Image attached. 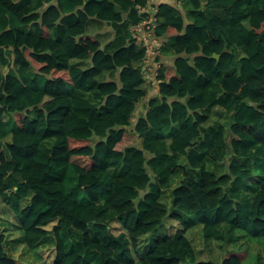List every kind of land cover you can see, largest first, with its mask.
<instances>
[{"label": "trees", "instance_id": "obj_1", "mask_svg": "<svg viewBox=\"0 0 264 264\" xmlns=\"http://www.w3.org/2000/svg\"><path fill=\"white\" fill-rule=\"evenodd\" d=\"M146 1L0 0L1 202L28 248L51 231V264H243L247 250L198 260L185 233L160 235L138 259L133 250L166 216L205 240L264 239V0L161 2V81L138 113L146 91L130 25ZM92 20L113 25L107 42L87 31ZM212 106L227 127L206 126ZM129 134L140 142L124 144ZM5 243L0 229V264H29Z\"/></svg>", "mask_w": 264, "mask_h": 264}, {"label": "rangeland", "instance_id": "obj_2", "mask_svg": "<svg viewBox=\"0 0 264 264\" xmlns=\"http://www.w3.org/2000/svg\"><path fill=\"white\" fill-rule=\"evenodd\" d=\"M172 1V0H167ZM177 7H179L185 14L188 12V9L190 8V4L182 2L176 3ZM92 31L96 35V24L91 26ZM102 29V30H101ZM98 36L102 40H105L109 38L111 35V29H108L107 27H102ZM147 99L148 96L146 95ZM146 110V104L143 101L139 102L138 106V113L143 112ZM219 110V109H218ZM209 112V113H208ZM206 112V115H208V122H224V113L220 111H213ZM140 142V138H137L134 134L127 135L126 139L124 140V144L132 143V142ZM241 162H245V159H240ZM208 165L212 168L217 169L218 171L225 170L224 165L219 166L218 164L213 163L212 161H208ZM258 179V175H254L252 177V180ZM27 199V200H26ZM24 199L28 201L29 196ZM162 201L165 203H169V191H165ZM25 202V201H24ZM185 220H190V216H184ZM53 225L52 223H49L47 226V229H51ZM111 231L116 235L119 232L123 231V228L121 227L119 222L113 221L110 224ZM0 229L5 233L6 236V243H5V249L10 253V255H14L17 257V259H22L26 262L34 263L35 261L39 262L40 264H50L54 254V244H53V235L51 231H49L46 238L42 240L41 247L38 249H30L28 248L25 243H23L22 239V231L19 227V221L17 220L15 214L12 212V210L6 206L3 205L0 199ZM180 233H185L190 240L192 241V244L197 252V259H214L218 260L222 257L225 250H227L231 245L229 243L223 242V241H215L213 239L205 240L202 237L201 234V228L199 225L193 226L192 228L188 229L186 231V228L184 224L179 221L175 220L169 216H166L162 223L151 233L147 235H143L139 238L138 245L136 249L133 250L134 256L137 259L138 256L143 255L149 247L153 244V241L163 234H173L177 235ZM242 237H240L239 242L241 243V247L248 248L249 249V257L246 260V264H255L254 260L256 257L257 252H263L264 251V239H262L261 242L259 240L249 239V236H246L245 234H238Z\"/></svg>", "mask_w": 264, "mask_h": 264}, {"label": "built area", "instance_id": "obj_3", "mask_svg": "<svg viewBox=\"0 0 264 264\" xmlns=\"http://www.w3.org/2000/svg\"><path fill=\"white\" fill-rule=\"evenodd\" d=\"M167 0H147L144 5H137V13L140 18L130 25V30L135 45L142 51V58L135 63L143 74L141 85L146 88L156 89L159 79L162 48L165 45V36L155 34V28L160 25L162 19L158 15L159 4ZM145 96L140 101L146 104Z\"/></svg>", "mask_w": 264, "mask_h": 264}, {"label": "crops", "instance_id": "obj_4", "mask_svg": "<svg viewBox=\"0 0 264 264\" xmlns=\"http://www.w3.org/2000/svg\"><path fill=\"white\" fill-rule=\"evenodd\" d=\"M181 4V3H180ZM186 19L188 20L189 18H188V16H187V14H186ZM94 24H96V37L99 39V41L100 42H102V43H105V42H107L111 37H112V35H113V33H114V29H113V25L111 24V23H105V22H102V21H99V20H92L90 23H89V25L87 26V31L89 32V33H93L94 34V32L92 31V28H91V26L92 25H94ZM107 27L108 29H111V35L109 36V38H107V39H105V40H102L101 38H100V36H98V34L100 33V32H102L101 30V28L102 27ZM27 29H30L29 27H27ZM101 29V30H100ZM70 63L72 64V65H74V66H80V67H86L87 65H88V59H77V58H73V59H71V61H70ZM112 75L109 73V72H105L104 74H102L101 76H100V79H102V80H104V79H107V78H109V77H111ZM140 87H142L143 89H145V91H146V95L148 96V97H152V96H156V93H155V89H153L152 87L151 88H146V87H143L142 85H140ZM51 99V97L50 96H46L45 98H44V100H43V102H42V104H45L46 102H48L49 100ZM219 109V110H218ZM222 111L223 113H224V117H225V119H224V122H217V121H215V122H212V123H224V124H226V127H227V125H228V123H229V119H228V117H229V114L223 109V108H221V107H219V106H212V107H208V108H206L205 110H204V114H206V112H208V111H210V112H213V111ZM209 113V112H208ZM212 123H209L208 122V115H207V121H206V126L207 125H209V124H212ZM204 124V125H205ZM173 131V130H175L174 129V127H172L171 129H168L167 130V133H170V131ZM9 139V137L7 138V140ZM175 178V177H174ZM177 178H175L174 180H173V183H176L177 182ZM166 191H168V190H166ZM164 193H165V191H164ZM164 193H163V195H164ZM163 195H162V197H163ZM28 196H29V198L32 196V192L30 191L29 192V194H28ZM24 199H26V198H24ZM23 199V201H22V205H27V203H29V200L30 199H28V201H26V200H24ZM169 200H170V196H169ZM25 201V202H24ZM167 205L169 204V203H166ZM117 222V221H116ZM122 227V226H121ZM111 228V227H110ZM49 231V230H48ZM123 231H125L124 229H123ZM123 231H121V232H123ZM120 233V232H119ZM118 233V234H119ZM245 234L246 236H249V235H247L243 230H237L236 231V234H235V236L233 237V238H231V239H229V240H226V241H224V242H226V243H229V245H231V247H229L227 250H232V249H234V250H247L248 251V253H249V249L248 248H243V247H241L240 245H241V243L239 242V239H240V237H242V236H240V235H238V234ZM117 235V234H116ZM169 235H171V234H169ZM47 237V236H46ZM45 237V238H46ZM249 239H254V240H260V239H256V238H252L251 236H249ZM155 241V240H154ZM153 241V242H154ZM41 243H42V241L40 242V243H38L35 247H33L32 249H38L39 247H41L42 245H41ZM53 244H54V250H55V240H54V237H53ZM35 249V250H36ZM227 250H225L224 251V253H223V255H222V257L220 258V259H218V260H214L213 259V261H216V262H219V261H221L222 259H223V257H224V254H225V252L227 251ZM146 253V252H145ZM144 253V254H145ZM10 254V253H9ZM143 254V255H144ZM13 258H17V257H15L14 255H11ZM140 256H142V255H140ZM54 257H55V254H54ZM54 257H53V259H52V261H51V263L53 262V260H54ZM139 257V256H138ZM138 257H137V259H138ZM248 257H249V254H248ZM248 257L246 258V260L248 259ZM19 260H21V261H24V260H22V259H19ZM210 260H212V259H210ZM246 260H244V262H243V264H246ZM24 262H26V261H24ZM26 263H29V264H40L39 262H37V261H35L34 263H30V262H26ZM50 263V264H51Z\"/></svg>", "mask_w": 264, "mask_h": 264}, {"label": "water", "instance_id": "obj_5", "mask_svg": "<svg viewBox=\"0 0 264 264\" xmlns=\"http://www.w3.org/2000/svg\"><path fill=\"white\" fill-rule=\"evenodd\" d=\"M213 56H215L216 58H218L219 57V54L214 53ZM93 221H95V220H93Z\"/></svg>", "mask_w": 264, "mask_h": 264}]
</instances>
